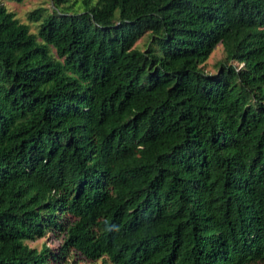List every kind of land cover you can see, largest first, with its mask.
I'll list each match as a JSON object with an SVG mask.
<instances>
[{"label":"trees","instance_id":"16d2710c","mask_svg":"<svg viewBox=\"0 0 264 264\" xmlns=\"http://www.w3.org/2000/svg\"><path fill=\"white\" fill-rule=\"evenodd\" d=\"M52 2H0V264H264V0Z\"/></svg>","mask_w":264,"mask_h":264},{"label":"rangeland","instance_id":"374dc122","mask_svg":"<svg viewBox=\"0 0 264 264\" xmlns=\"http://www.w3.org/2000/svg\"><path fill=\"white\" fill-rule=\"evenodd\" d=\"M0 2L4 3L5 6L12 10L14 15L19 18V20L27 22L29 24V29L31 31H36L38 22L31 21L27 18V13L39 6L46 7L47 9H51L53 7L52 0H0ZM149 41V34L147 31L143 32L134 42V45L144 49L147 47ZM224 51L221 43H217L209 55L202 61L200 64L204 68V70L208 72H215L217 70V61L223 59ZM237 63V62H235ZM61 234H55L51 230H47L43 235L37 236L34 239L25 240L30 246H35L40 248L44 243L51 248L57 247L61 241ZM102 261L101 258H98L94 261L85 259L80 255L72 254L68 256L67 260L62 263H51V264H98ZM108 264H112L108 262Z\"/></svg>","mask_w":264,"mask_h":264}]
</instances>
